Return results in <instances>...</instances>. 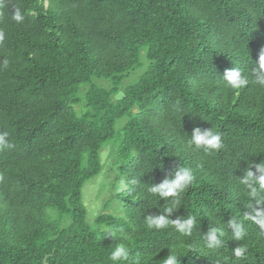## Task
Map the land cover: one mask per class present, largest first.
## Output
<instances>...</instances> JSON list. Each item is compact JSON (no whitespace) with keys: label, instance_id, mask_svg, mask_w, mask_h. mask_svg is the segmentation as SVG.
I'll use <instances>...</instances> for the list:
<instances>
[{"label":"trees","instance_id":"1","mask_svg":"<svg viewBox=\"0 0 264 264\" xmlns=\"http://www.w3.org/2000/svg\"><path fill=\"white\" fill-rule=\"evenodd\" d=\"M261 52L264 0H3L0 134L11 146L0 143V264H163L173 251L178 264H264V227L247 218L264 207V189L243 182L264 163V87L251 73ZM235 67L250 81L239 90L223 79ZM212 127L219 150L187 146L194 129ZM113 139L125 188L104 208L119 202L123 213L90 225L83 188ZM178 167L193 180L169 214L148 188ZM162 214L194 217L191 234L149 228ZM213 228L222 244L209 248ZM120 243L130 257L113 262Z\"/></svg>","mask_w":264,"mask_h":264},{"label":"clouds","instance_id":"2","mask_svg":"<svg viewBox=\"0 0 264 264\" xmlns=\"http://www.w3.org/2000/svg\"><path fill=\"white\" fill-rule=\"evenodd\" d=\"M0 7H3V0H0ZM12 19L17 23H20L25 19V14L17 8L12 15ZM251 73L252 76H254V82L259 84L261 87H264V52H261ZM223 79L226 86L234 90L246 87L250 82L248 76L237 67L226 69ZM7 135V132L0 134V143L6 144L5 137ZM221 143V135L218 131H214L213 127L203 131L200 128H196L194 129L191 138L188 139L187 146L192 148L194 151L203 150L205 153H212L213 151L220 149ZM6 146L10 147L11 145L6 144ZM255 168L259 175L253 172L252 166L250 165L249 168L246 169V175L243 178V182L247 183L248 181H251L253 185H258L259 189H264V163L255 165ZM192 180L193 174L190 168L178 167L174 174L169 178H166L162 183L158 185L151 184L148 191L152 194H158L160 197L166 198L167 201H170L169 206L165 209V211L171 214L174 210L178 209L180 204V194L191 184ZM252 194H256L255 187H253ZM248 207H251V205H248ZM253 212L254 214L248 215L247 218L256 223L258 226L264 227V207L254 208ZM194 221L195 218L189 216L181 223L179 219L172 220L168 215L163 214L155 217L149 216L146 219L149 228L154 227L160 229L171 224L184 235L191 234ZM233 228V238L238 241L242 240L244 238V230L234 223ZM112 235L116 236L113 232ZM208 242L209 248H215L222 244V242L217 239L215 228H213L208 234ZM245 251L246 249L241 245L232 249L234 256L237 258L241 257ZM129 257L130 249L123 243L115 246L110 254V259L113 262L127 261ZM163 264H178V255L174 251L170 252V254L163 259Z\"/></svg>","mask_w":264,"mask_h":264},{"label":"rangeland","instance_id":"3","mask_svg":"<svg viewBox=\"0 0 264 264\" xmlns=\"http://www.w3.org/2000/svg\"><path fill=\"white\" fill-rule=\"evenodd\" d=\"M146 50H143L142 57L146 58ZM145 66H147L146 60H144ZM145 69L143 67L137 72L132 73V75L123 82L121 86V91L117 98L124 96V93L128 87L134 84L138 75ZM96 83H100L109 87L111 85V80L109 79H98L94 78ZM84 87V86H83ZM79 112H81V106L76 107ZM128 121L127 117H123L116 122L115 128L117 132L126 124ZM118 148L117 140L109 142L103 150L101 151V161L103 164V169L101 173L95 178L89 180L83 188V203L88 209V223L90 225H95L96 217L102 212H115L123 213L122 204L116 202V206L110 207L108 210L104 208L108 199L117 190H123L125 188V179L120 176V166L116 164V152ZM52 212L56 213L55 210Z\"/></svg>","mask_w":264,"mask_h":264}]
</instances>
